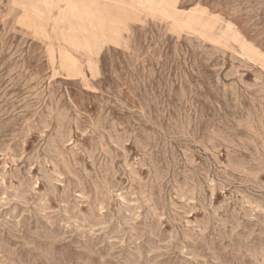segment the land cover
<instances>
[{
    "label": "rangeland",
    "instance_id": "1",
    "mask_svg": "<svg viewBox=\"0 0 264 264\" xmlns=\"http://www.w3.org/2000/svg\"><path fill=\"white\" fill-rule=\"evenodd\" d=\"M0 264H264V0H0Z\"/></svg>",
    "mask_w": 264,
    "mask_h": 264
}]
</instances>
